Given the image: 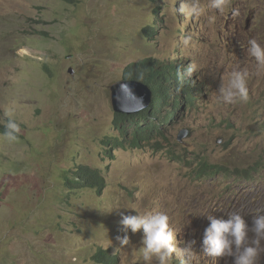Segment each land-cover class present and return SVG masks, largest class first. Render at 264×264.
I'll use <instances>...</instances> for the list:
<instances>
[{
    "label": "rangeland",
    "instance_id": "rangeland-1",
    "mask_svg": "<svg viewBox=\"0 0 264 264\" xmlns=\"http://www.w3.org/2000/svg\"><path fill=\"white\" fill-rule=\"evenodd\" d=\"M200 3L204 14L192 18L178 13L179 0H0V117L19 127L14 141L0 134V264H91L99 248L115 264H145L142 230L125 233L120 224L137 209L167 214L178 246L193 242L207 264L198 250L208 215H264L258 199L248 202L255 186L236 184L240 200L230 204L226 181H197L169 159L264 168V67L247 55L249 40L264 45V0H230L223 13ZM149 25L155 34L145 38ZM146 58L191 67L183 77L204 84L201 100L190 106L175 90L168 103L176 113L155 138L159 147H106V137L118 136L110 88L129 63ZM233 71L245 74L246 102L219 95ZM79 165L100 172L102 197L67 188L66 173ZM125 234L129 244L121 246ZM258 261L264 264V240Z\"/></svg>",
    "mask_w": 264,
    "mask_h": 264
},
{
    "label": "clouds",
    "instance_id": "clouds-1",
    "mask_svg": "<svg viewBox=\"0 0 264 264\" xmlns=\"http://www.w3.org/2000/svg\"><path fill=\"white\" fill-rule=\"evenodd\" d=\"M229 3L230 0H208V7L223 13ZM177 11L180 15L185 17L199 18L204 14L205 8L201 6L200 0H192L191 3H188L187 0H179V7ZM253 22L256 24V16L254 17ZM149 27H152L153 32L146 31V29ZM142 34L145 38H151V34H155V28L152 25H149L143 29ZM190 39L191 37H185L183 43L188 44ZM260 42L261 41L255 38L249 40L247 55H250L255 59L258 67H264V45H262ZM72 57V55H69L67 58L71 59ZM142 62L154 66L159 64L161 66L167 67L169 70L168 75L166 71L156 66L157 71L162 72L170 82V84H168L166 87L171 93V96H167L166 105H164L161 110L156 113L161 119H163V116L171 115V118L167 119L164 124L173 120L174 114L176 113L174 109H169L168 103L170 99H173L172 94L175 92V90H178L180 95L185 96L186 94L184 93L186 89L192 87L191 92L194 94L196 87L201 86L202 92L195 101L198 103L201 100V96L205 91L204 84H194L192 82L193 79L183 77V74L185 73H187L189 76L192 74L193 69L191 67L186 69L183 67L169 66L166 62H161L160 60L153 58H146L129 63L124 68L122 80L114 83L110 88L111 103L115 112L114 116L120 113L131 116L136 115L142 111H146V109L150 107L151 103L153 104L154 91L149 86V83L147 84L144 82L142 80L144 78L142 77H133V73L131 71H127L130 66ZM173 68H176L175 74L172 73ZM139 84L146 86L151 93L148 106L142 109L136 108L138 105V100H144L143 95L140 94V90L138 89ZM260 88L262 92L261 94ZM258 90V94H260V105L262 106L263 104L264 107V103H262V99H264V79H262ZM218 92L221 99L225 103L233 104L237 102H246L249 98V88L245 74L240 71H233L226 85L222 78V83ZM113 97L117 98L121 102H124L125 100L127 101V107L124 111H115ZM178 99L179 97L175 99L176 103L178 102ZM196 102H194V105ZM115 120L116 118L114 119V122ZM164 124L162 125L164 126ZM5 128L6 131L4 136L10 141L16 140V133L19 132V127L16 122L10 118L5 125ZM184 134V131L180 133L179 141H181ZM154 140L148 146L154 147L156 146V143L160 144V142L155 143ZM113 149H115V147ZM261 157L262 158L260 162L264 163V152L262 153ZM169 159L172 161H177L189 168L192 172L193 179L197 181H210L217 179L226 181V188L229 191V196L231 197V202H229L230 204H237L240 200L238 194L232 191L236 184L242 183L255 186V188L248 191V202L252 203V200L258 199V204L264 208V176H257L255 174V172L264 170V168L259 165V163L257 164V167H252L253 171H249L248 169L243 170L249 171V175L239 176L235 171V168L219 165V163H211L206 157L199 158L196 156L192 161H189L185 157L181 156H178L177 159H173V157H169ZM188 162H190L189 165ZM256 168L258 169L257 171ZM137 211L139 212L138 215L122 214L120 224L122 225L125 233H127L128 230H131L133 233L142 230V246L138 249V251L145 264H153V261H155V264H171L174 256L179 260V264H203L202 262H199V255L192 247L193 242H189L185 247L178 246L177 232L170 224V219L167 214L162 212L141 213L139 209H137ZM208 219L210 224L204 230V236L202 237V240L199 244L200 248L198 250L204 256V258L208 259L207 264H259L257 258L260 255V242L261 240H264V215L257 216L251 213L245 214L241 210H232L228 213L225 212L224 215H221L219 218L208 215ZM251 233H254L255 238L249 243V235ZM117 241L121 246L128 245L129 236L127 234L118 236ZM99 250L100 252H104L101 250V248H99L92 255V257ZM105 256L108 257L107 252H105ZM92 257L91 264H97V260L96 262H93ZM112 264H115V260Z\"/></svg>",
    "mask_w": 264,
    "mask_h": 264
},
{
    "label": "trees",
    "instance_id": "trees-1",
    "mask_svg": "<svg viewBox=\"0 0 264 264\" xmlns=\"http://www.w3.org/2000/svg\"><path fill=\"white\" fill-rule=\"evenodd\" d=\"M66 4L76 5L77 0H62ZM146 31L153 32L152 27L146 29ZM160 69L167 72L169 75V70L165 66L159 64L156 65ZM150 65L148 63H139L133 66H130L127 71L133 73V77H142L144 82L154 91L153 104L151 103L150 107L146 111H142L136 115H126V114H116L114 127L118 131L119 135L114 139H105L104 144L112 147H123L124 150L143 148L146 145L152 143V141L163 135L162 124L171 118L170 116H163V119L157 116V112L166 105L167 96H171V93L166 87L170 82L165 77L162 72L157 71V67ZM172 73H176V68H173ZM171 77V76H170ZM191 88L186 89L185 97L186 101L190 106L194 105L195 100L202 92V87H196L197 97L191 92ZM6 131L2 117H0V134H4ZM156 146L159 147L160 144L156 143ZM111 152V151H110ZM109 152V153H110ZM258 169L256 168V171ZM235 171L239 176L249 175V171H243L242 169L235 167ZM67 188L71 191H85L90 190L96 193L97 199L103 195V190L106 187L105 179L102 177L100 172L97 169L91 167H86L79 165L75 168L74 171L67 172L65 177ZM74 194V193H72ZM93 262L97 264H112L114 259L105 256V252H100V250L92 257Z\"/></svg>",
    "mask_w": 264,
    "mask_h": 264
},
{
    "label": "water",
    "instance_id": "water-1",
    "mask_svg": "<svg viewBox=\"0 0 264 264\" xmlns=\"http://www.w3.org/2000/svg\"><path fill=\"white\" fill-rule=\"evenodd\" d=\"M138 89L140 90V94L143 95L144 100L143 101L138 100V105L136 106V108L142 109L148 106L151 93L146 86L141 85V84H139ZM113 105H114L115 111L117 112L124 111L125 108L127 107V101L125 100L124 102H121L117 98L113 97Z\"/></svg>",
    "mask_w": 264,
    "mask_h": 264
},
{
    "label": "bare ground",
    "instance_id": "bare-ground-1",
    "mask_svg": "<svg viewBox=\"0 0 264 264\" xmlns=\"http://www.w3.org/2000/svg\"><path fill=\"white\" fill-rule=\"evenodd\" d=\"M252 238V237H251ZM250 239V238H249ZM251 241H252V239H251ZM249 243H250V241H249ZM259 257H260V255H259ZM259 257L257 258V261L259 260Z\"/></svg>",
    "mask_w": 264,
    "mask_h": 264
}]
</instances>
